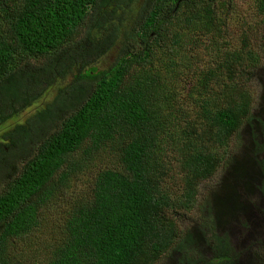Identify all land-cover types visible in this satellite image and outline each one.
<instances>
[{
  "label": "trees",
  "instance_id": "obj_1",
  "mask_svg": "<svg viewBox=\"0 0 264 264\" xmlns=\"http://www.w3.org/2000/svg\"><path fill=\"white\" fill-rule=\"evenodd\" d=\"M218 6L219 0H0V264H17L13 245L40 227L44 208L79 172L72 163L101 150H115L119 164L100 171L90 195L67 212L65 234L44 264H160L171 249L181 258L167 264H239L246 252L261 257L264 112H255L252 94L237 83L239 68H257L264 49L260 54L255 36H244L240 49L218 57L227 33ZM256 14L264 18V0H256ZM206 34L218 64L179 84L194 49L185 37ZM118 43L123 56L102 67L101 56ZM157 49L164 53L159 70H134ZM32 64L40 67L30 71ZM219 85L227 89L216 95ZM241 131L251 134L248 167L256 176L231 150ZM224 169L232 183L215 181ZM202 185L215 187L199 224V240H211L214 255L198 259L194 230L183 236L175 213L195 205ZM226 202L240 219L239 236L221 230L224 212L216 206Z\"/></svg>",
  "mask_w": 264,
  "mask_h": 264
},
{
  "label": "rangeland",
  "instance_id": "obj_2",
  "mask_svg": "<svg viewBox=\"0 0 264 264\" xmlns=\"http://www.w3.org/2000/svg\"><path fill=\"white\" fill-rule=\"evenodd\" d=\"M218 13L223 17L225 21V31H227L224 40L222 41L221 52L216 54L218 57H224V54L227 52H233L237 49H240L243 46V38L244 36H255L252 39V44L256 46L257 50H259L260 54H262V50L264 49V18L258 16L256 14V0H219V6L217 7ZM170 35V34H169ZM201 40H191L185 37L186 42L193 47V55H188L186 57V63L188 62L187 69H183L182 79L179 81V84L187 85L188 83L197 80L200 75H203L206 68L210 66H216L219 62V58L213 56L211 50H213L214 46H211L210 49L208 44L209 34L206 36H201ZM216 41L215 38H213ZM203 44V45H202ZM143 44L141 41L135 44L137 50L143 48ZM125 46L121 43H118L114 46L106 55L101 56L102 67H111L115 60L121 56H123V48ZM126 48V47H125ZM258 61L257 68L252 70V67L249 69L246 67L245 71L242 68L239 70L243 73V75L238 79L237 86L243 89H247L253 96L255 100V112L257 110H261L264 112V56ZM164 58V53L162 50L157 49L156 55L153 58H150L148 61H143L141 65L134 66V70L138 73L150 72L154 73L155 68L158 70L161 67V60ZM46 62V61H45ZM40 67V66H39ZM37 65L32 64L29 66L30 71L36 70L39 68ZM242 80L243 83L241 84ZM222 82L228 86L229 80L227 78H223ZM246 85V86H244ZM87 88L92 87V84H86ZM189 88L184 90V95L182 96V100H186L189 98L187 95V91ZM224 88L219 85L215 87L214 94L219 95ZM223 97H221V100ZM244 127L243 129H245ZM251 143V134L248 132L241 131L240 134H235L231 139V150L236 154L238 162L239 160L246 159L247 168L250 169L251 176L257 175V169L255 167H248L249 164V149ZM80 153L79 156H81ZM119 155L115 152V150H101L96 154L89 157V159L84 163H72L73 165H77V170L79 172L74 174V172L70 175L71 182L66 185L65 188H62L57 196L51 201L46 208L42 211V223L38 229L33 231L32 233L24 236L22 239H17L16 243L13 245L14 254L18 256L17 264H44L49 254L52 252V249L55 247V242L57 240H62L64 233V221L67 219V212L73 208V205L78 200H81L84 197L90 195L91 190L94 187V182L96 180L97 174L107 168L118 166ZM226 168V167H225ZM176 179H179V175L174 173ZM225 177L227 180L232 183L235 180L234 176L231 173L225 174L224 171L220 172L219 175L215 177V181L218 183ZM219 189H224V187L219 186ZM239 191L243 194H246V190L243 189L242 186L238 185ZM172 191L178 192L177 188H171ZM213 193V195H212ZM215 187L212 189H207L203 185L201 186V192L195 202V205L190 210H182L181 212H176L175 219L176 224L179 226V231L183 235L187 233V231L194 230L193 236L196 238L199 243L198 246H194L197 248L196 256L199 259L200 256H204V258H211L214 255V251L211 250V240H199V234L202 232L199 228L200 223H204L208 210L207 204H209V200L214 199ZM218 197L223 195V192L219 191ZM221 200H225L224 197L219 199L216 203H212L213 206L218 205ZM257 203L259 200L257 198L254 199ZM253 206L255 202L251 201ZM227 202L224 203L222 207L216 206V209H222V218L221 221L223 225H221L222 232L224 230H228L230 236L235 235L236 233H240L241 227L238 216H232L230 209H227ZM213 216H216L215 210L212 209ZM173 214V213H172ZM229 222H232L231 226L228 225ZM183 235V236H184ZM207 238H210V235H207ZM201 241V242H200ZM206 241V242H205ZM236 246V253H241L242 247L239 246L235 240H232ZM260 253L261 257L258 259L251 252L249 255L247 252L244 257L241 259L239 264H262L264 263V240L260 242ZM211 250V253L209 252ZM173 249H171L167 254L163 261L160 264H167L170 259L178 260V257L181 258V255L174 256ZM194 254V251L191 250V255ZM206 255L208 257H206ZM179 261V260H178Z\"/></svg>",
  "mask_w": 264,
  "mask_h": 264
},
{
  "label": "clouds",
  "instance_id": "obj_3",
  "mask_svg": "<svg viewBox=\"0 0 264 264\" xmlns=\"http://www.w3.org/2000/svg\"><path fill=\"white\" fill-rule=\"evenodd\" d=\"M235 235H237V233H236ZM235 235H233V237H235ZM238 236H239V234H238ZM235 242H236V243H238V241H237V240H235Z\"/></svg>",
  "mask_w": 264,
  "mask_h": 264
}]
</instances>
